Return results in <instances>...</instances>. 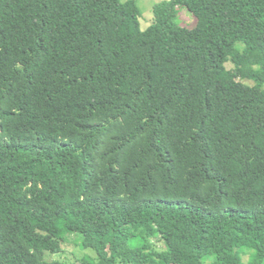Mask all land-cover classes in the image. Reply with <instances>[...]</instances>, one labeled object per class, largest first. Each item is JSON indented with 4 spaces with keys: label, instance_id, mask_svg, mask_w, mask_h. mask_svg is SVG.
Listing matches in <instances>:
<instances>
[{
    "label": "trees",
    "instance_id": "16d2710c",
    "mask_svg": "<svg viewBox=\"0 0 264 264\" xmlns=\"http://www.w3.org/2000/svg\"><path fill=\"white\" fill-rule=\"evenodd\" d=\"M153 14L0 0V264H264V0Z\"/></svg>",
    "mask_w": 264,
    "mask_h": 264
},
{
    "label": "rangeland",
    "instance_id": "374dc122",
    "mask_svg": "<svg viewBox=\"0 0 264 264\" xmlns=\"http://www.w3.org/2000/svg\"><path fill=\"white\" fill-rule=\"evenodd\" d=\"M128 0H121L126 2ZM138 8L141 14V27L147 29L153 22V6L162 0H136ZM177 23L189 29H194L197 24L196 17L187 8H178L177 12ZM242 45H239V47ZM229 69L233 68L231 63L227 64ZM253 84L252 82H248ZM63 237L62 249L63 251L59 254H46L45 259L51 262H58L60 264H81L83 258H96V253L91 249H83L80 246V239L73 234L67 233V231L61 232ZM157 244L159 250H164L165 246L163 243H158V240H153ZM248 256H244V262L247 263Z\"/></svg>",
    "mask_w": 264,
    "mask_h": 264
}]
</instances>
